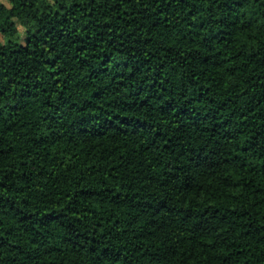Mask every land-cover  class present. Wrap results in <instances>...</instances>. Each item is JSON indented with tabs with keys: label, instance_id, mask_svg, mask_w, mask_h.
Instances as JSON below:
<instances>
[{
	"label": "trees",
	"instance_id": "trees-1",
	"mask_svg": "<svg viewBox=\"0 0 264 264\" xmlns=\"http://www.w3.org/2000/svg\"><path fill=\"white\" fill-rule=\"evenodd\" d=\"M9 1L0 264H264V0Z\"/></svg>",
	"mask_w": 264,
	"mask_h": 264
},
{
	"label": "rangeland",
	"instance_id": "rangeland-1",
	"mask_svg": "<svg viewBox=\"0 0 264 264\" xmlns=\"http://www.w3.org/2000/svg\"><path fill=\"white\" fill-rule=\"evenodd\" d=\"M3 3L6 4V5H8V6L11 5V3H10L9 0H4ZM19 29H20V37H21L22 41H24L25 38H26L25 29H24V27H23L22 25H20V24H19Z\"/></svg>",
	"mask_w": 264,
	"mask_h": 264
},
{
	"label": "clouds",
	"instance_id": "clouds-1",
	"mask_svg": "<svg viewBox=\"0 0 264 264\" xmlns=\"http://www.w3.org/2000/svg\"><path fill=\"white\" fill-rule=\"evenodd\" d=\"M0 2H4V0H0Z\"/></svg>",
	"mask_w": 264,
	"mask_h": 264
}]
</instances>
